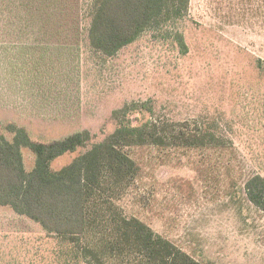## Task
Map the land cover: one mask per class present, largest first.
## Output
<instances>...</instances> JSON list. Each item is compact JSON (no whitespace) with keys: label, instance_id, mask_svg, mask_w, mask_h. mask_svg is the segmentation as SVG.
I'll list each match as a JSON object with an SVG mask.
<instances>
[{"label":"rangeland","instance_id":"rangeland-1","mask_svg":"<svg viewBox=\"0 0 264 264\" xmlns=\"http://www.w3.org/2000/svg\"><path fill=\"white\" fill-rule=\"evenodd\" d=\"M87 1L0 0V133L11 140L13 123L47 143L88 130L85 147L51 161L58 170L113 132L127 103L166 124L208 122L205 147L129 148L139 169L121 205L203 264H264V212L242 192L264 176V0H189L183 18L113 55L86 40ZM21 151L30 170L34 153ZM60 248L0 205V264H64Z\"/></svg>","mask_w":264,"mask_h":264},{"label":"trees","instance_id":"trees-1","mask_svg":"<svg viewBox=\"0 0 264 264\" xmlns=\"http://www.w3.org/2000/svg\"><path fill=\"white\" fill-rule=\"evenodd\" d=\"M18 1L12 0V5ZM87 2L86 40L102 54L113 55L146 30L183 18L189 0ZM177 38L183 45V37ZM149 110L146 103L138 102L113 110V132L58 170L50 167L51 161L85 147L91 140L88 130L43 143L31 140L24 128L8 124L12 139L0 133V205L58 237L64 264H203L140 218L127 216L121 205L136 185L139 169L129 148L205 147L215 138L208 122L166 124L147 115ZM23 147L35 156L30 170L24 166ZM242 192L248 203L264 212L263 175H250Z\"/></svg>","mask_w":264,"mask_h":264}]
</instances>
